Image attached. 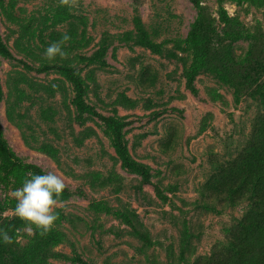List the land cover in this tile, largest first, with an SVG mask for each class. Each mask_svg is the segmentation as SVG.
<instances>
[{
  "label": "rangeland",
  "instance_id": "rangeland-1",
  "mask_svg": "<svg viewBox=\"0 0 264 264\" xmlns=\"http://www.w3.org/2000/svg\"><path fill=\"white\" fill-rule=\"evenodd\" d=\"M200 1L220 29L218 0ZM224 8L254 36L237 43L235 53L264 68V7L227 0ZM136 16L162 55L138 45ZM196 16L190 0H73L70 6L0 0V38L14 56L0 57L5 139L24 163L60 176L72 193L57 202L53 228L66 239L48 264L237 263L231 241L251 203L234 206L208 186L254 144L264 150V70L252 86L230 87L201 74L192 93L183 42ZM65 34L67 57L48 61L45 49ZM103 45L107 66L101 68L88 58ZM59 67L82 78L85 100L98 114L126 123L129 152L149 169V184L121 166L99 119L79 115L74 87ZM24 136L34 147L53 146L60 164L30 148ZM19 187L0 170L6 218L16 217L10 193ZM34 230H20L16 242L27 245Z\"/></svg>",
  "mask_w": 264,
  "mask_h": 264
},
{
  "label": "trees",
  "instance_id": "trees-1",
  "mask_svg": "<svg viewBox=\"0 0 264 264\" xmlns=\"http://www.w3.org/2000/svg\"><path fill=\"white\" fill-rule=\"evenodd\" d=\"M227 0H218V21L222 26L218 29L214 19L200 0H190L195 7L197 16L191 26L185 41V49L191 56V64L185 70L186 87L196 93L195 81L201 74H209L219 82L230 86H252L258 84L261 65H253L248 57L240 58L235 53V45L241 41L252 42L254 36L242 24L237 17H231L224 8ZM236 5L249 4L256 8L264 7V0H229ZM134 32L138 45L156 55L163 54L162 45L152 40L141 18L134 17ZM107 48L101 46L88 60L101 68L107 66L104 60ZM251 56V52L249 54ZM0 57L13 59L10 50L3 44L0 38ZM61 73L72 84L75 91L74 106L81 117L89 115L99 119L109 132L113 148L121 166L142 178L143 184H149L151 174L149 169L133 159L127 146L125 133L126 123L117 118L104 117L98 114L90 106L86 98V88L82 78L75 70L69 67H59ZM261 87H258L260 90ZM4 90L0 79V106L4 101ZM10 121L18 129L22 130L21 124L15 120L11 110L8 111ZM261 131V127H260ZM27 145L49 155L59 165L57 150L48 144L34 147L24 136ZM210 181L208 191L214 196L228 199L236 206L239 202L249 201L251 209L246 219L240 223V229L235 230L234 240L231 241L233 257L236 264H264V150L262 146L254 144L248 148L242 156L234 160ZM0 170L6 182L15 181L22 185L26 178L33 174H45L42 168L34 164L24 163L13 151L5 139L0 123ZM72 196L66 187L58 202H66ZM8 202L0 200V228H3L13 238L12 244L0 243V264H48L52 249L64 242L66 237L55 228L45 235L34 230L32 239L25 246H20L16 241L18 233L30 226L19 218L11 219L4 217L8 209ZM148 240V239H146ZM256 242V244H255Z\"/></svg>",
  "mask_w": 264,
  "mask_h": 264
},
{
  "label": "clouds",
  "instance_id": "clouds-1",
  "mask_svg": "<svg viewBox=\"0 0 264 264\" xmlns=\"http://www.w3.org/2000/svg\"><path fill=\"white\" fill-rule=\"evenodd\" d=\"M60 2L62 5L70 6L73 0H60ZM70 39V36L65 34L61 40L50 44L45 49L44 57L48 61H53L57 57L66 58L67 53L64 51L63 45ZM65 188L66 185L60 176L48 172L33 174L22 182L21 187L10 193V196L15 200V215L30 226L29 234H32V227L38 230L41 235L52 230L59 219L55 208ZM0 243H13V238L3 228H0Z\"/></svg>",
  "mask_w": 264,
  "mask_h": 264
}]
</instances>
